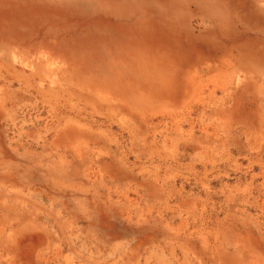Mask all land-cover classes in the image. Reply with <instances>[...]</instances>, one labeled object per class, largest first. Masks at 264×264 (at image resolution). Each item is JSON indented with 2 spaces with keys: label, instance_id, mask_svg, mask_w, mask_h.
I'll return each mask as SVG.
<instances>
[{
  "label": "rangeland",
  "instance_id": "374dc122",
  "mask_svg": "<svg viewBox=\"0 0 264 264\" xmlns=\"http://www.w3.org/2000/svg\"><path fill=\"white\" fill-rule=\"evenodd\" d=\"M0 264H264V0H0Z\"/></svg>",
  "mask_w": 264,
  "mask_h": 264
}]
</instances>
